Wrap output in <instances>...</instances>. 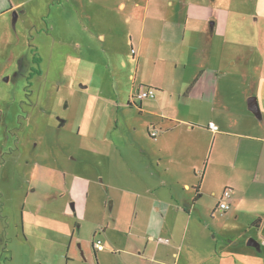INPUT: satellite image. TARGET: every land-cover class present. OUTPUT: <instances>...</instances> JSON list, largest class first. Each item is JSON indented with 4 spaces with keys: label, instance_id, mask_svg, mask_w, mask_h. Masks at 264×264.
Masks as SVG:
<instances>
[{
    "label": "rangeland",
    "instance_id": "obj_1",
    "mask_svg": "<svg viewBox=\"0 0 264 264\" xmlns=\"http://www.w3.org/2000/svg\"><path fill=\"white\" fill-rule=\"evenodd\" d=\"M16 1L23 4L16 12L22 13L18 21H14V12L0 17V208L4 209L0 212V264H87L74 252L76 236L83 226L80 232L91 241L94 222L88 218L98 223L95 210H103L104 205L111 213L114 199H118V190L108 191L105 184L110 178L119 185L125 178L120 149L128 125L135 124L137 134H145L141 125L144 117L138 108L141 101L132 94L137 93L140 78L146 79L153 71L154 60L143 59L137 65L131 47L134 35L143 30L142 19L128 22L130 13L114 8L117 0ZM212 2L196 0L195 6V12L201 13L197 22L208 30ZM228 2L221 0L223 10ZM236 2L259 5L244 15L237 12L233 19L236 33L231 39L243 44L242 55L251 56L252 49L258 47L255 31L264 26L260 7L264 0ZM228 18L226 13L220 18L223 32L229 26ZM218 40H222L219 33ZM149 45L145 39L144 47ZM263 50L254 54L256 65L249 69L241 66L243 61L226 65L232 72L226 86L233 102L239 81L247 98L258 95L255 87L264 98ZM233 51L231 57L238 58L239 52ZM170 54L167 51L166 56L171 58ZM227 102L235 108L230 96ZM110 116L114 123L120 119L118 130L107 135L118 151L90 136L95 134L92 128H104ZM228 171H217L224 178L210 189L221 191L227 186ZM87 181L90 191L84 186ZM217 199L210 205L213 200L205 196L212 208ZM86 201L91 211L84 217L77 205ZM224 214L217 210L213 219H206L207 224L229 231H223L225 234L260 236L255 224L248 233L247 226L242 229L251 212L234 225ZM262 221L263 231L264 216Z\"/></svg>",
    "mask_w": 264,
    "mask_h": 264
},
{
    "label": "crops",
    "instance_id": "obj_2",
    "mask_svg": "<svg viewBox=\"0 0 264 264\" xmlns=\"http://www.w3.org/2000/svg\"><path fill=\"white\" fill-rule=\"evenodd\" d=\"M212 1L210 30L197 22L196 17L201 13L195 12L196 0H117L115 3L114 8L130 13L128 22L131 18L142 19L143 30L139 36L134 35L136 40L131 50L138 66L143 59L154 61L150 75L140 78L137 92L152 88L156 97H135L141 101L138 108L144 117L141 125L145 134H137L135 124L128 125L120 149L125 178L119 185L110 178L105 184L108 191L118 190L120 194L117 201L114 199L111 213L104 205L103 210H95L98 223L88 218L94 222L91 241L80 232L83 226L80 228L72 247L81 262L264 264V252L248 244L252 235L262 243L261 249L264 247V98L255 87L260 107L256 114L249 107L242 82L236 83L238 94L234 102L226 86L232 75L226 65L236 66L241 61L244 69L256 65L254 59L258 57L254 54L264 49V26L255 31L258 47L251 48L252 55H242L243 44L231 39L236 33L233 19L237 12L244 15L259 5H250L251 2L238 5L237 0H230L227 10H223L221 0ZM22 6L16 0H0V17L17 12ZM260 7L264 14V4L260 3ZM223 13L229 16L226 32L222 31L220 19ZM21 14V11L17 13V21ZM217 33L222 37L219 43ZM145 39L150 44L147 48ZM232 50L239 52L238 58L231 57ZM167 51L171 58L166 56ZM262 53L259 58L264 69V50ZM262 80L260 76L259 89ZM229 96L234 109L228 106ZM115 121L110 116L105 127L92 128L95 134L90 136L109 145V150L118 151V146L107 140L110 131L118 130L120 119ZM211 124L218 129H212ZM155 129L158 135L152 137ZM222 167L229 170L227 186L222 189L233 190L231 209L224 214L227 222L234 225L237 219L251 212L242 229L247 226L248 233L255 224L261 230L260 236L225 234L229 231L212 229L207 224L206 219H213L218 210V203L213 208L210 205L217 196L218 202L222 197V189H210L223 180L224 176L217 172L221 170L223 174ZM84 186L91 190L90 182ZM207 194L213 200L210 205L205 201ZM2 204L0 199V207ZM77 207L84 217L91 211L87 201ZM193 229L195 232L191 233ZM211 232H218L219 237ZM2 233L3 237L6 232ZM97 238L104 241L103 250L95 248Z\"/></svg>",
    "mask_w": 264,
    "mask_h": 264
},
{
    "label": "built area",
    "instance_id": "obj_3",
    "mask_svg": "<svg viewBox=\"0 0 264 264\" xmlns=\"http://www.w3.org/2000/svg\"><path fill=\"white\" fill-rule=\"evenodd\" d=\"M155 89H152V88H148V89H145V90H140L139 92H137L135 94V97L136 99H142V98H147V97H152V98H155L156 97V93H155ZM210 127H212V129L214 130H217L218 129V126H216L215 124H211ZM158 130L155 129L151 132V135L153 137H156L158 135ZM232 200H233V190L228 187V188H225L224 191H223V194H222V197L220 199V202H218V210H221L222 212H227L231 209V205H232ZM104 241L101 240V238H97L95 239V242H94V246L96 249L98 250H103L105 248V245H104Z\"/></svg>",
    "mask_w": 264,
    "mask_h": 264
},
{
    "label": "water",
    "instance_id": "obj_4",
    "mask_svg": "<svg viewBox=\"0 0 264 264\" xmlns=\"http://www.w3.org/2000/svg\"><path fill=\"white\" fill-rule=\"evenodd\" d=\"M14 21L17 22V13L16 11L14 12ZM248 104H249V107L253 110V112H255L256 114H259V111H260V107H259V104L257 102V98L255 96H252V97H249L248 98ZM248 244L249 245H254L257 250H261V244L259 241H257L254 237H251L249 240H248Z\"/></svg>",
    "mask_w": 264,
    "mask_h": 264
},
{
    "label": "trees",
    "instance_id": "obj_5",
    "mask_svg": "<svg viewBox=\"0 0 264 264\" xmlns=\"http://www.w3.org/2000/svg\"><path fill=\"white\" fill-rule=\"evenodd\" d=\"M39 58H36V62H39ZM41 70H38V72H40ZM197 189H199V187L197 186ZM224 191V190H223ZM223 194V193H222Z\"/></svg>",
    "mask_w": 264,
    "mask_h": 264
},
{
    "label": "flooded vegetation",
    "instance_id": "obj_6",
    "mask_svg": "<svg viewBox=\"0 0 264 264\" xmlns=\"http://www.w3.org/2000/svg\"><path fill=\"white\" fill-rule=\"evenodd\" d=\"M35 61H36V58H35Z\"/></svg>",
    "mask_w": 264,
    "mask_h": 264
}]
</instances>
